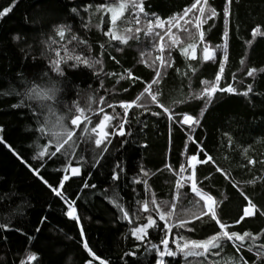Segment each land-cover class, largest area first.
I'll return each instance as SVG.
<instances>
[{"label": "trees", "instance_id": "1", "mask_svg": "<svg viewBox=\"0 0 264 264\" xmlns=\"http://www.w3.org/2000/svg\"><path fill=\"white\" fill-rule=\"evenodd\" d=\"M111 2L0 0V11L14 5L8 15L0 18V128L3 129L0 132L3 141L0 142V264H88L90 260L92 264H99L84 248L85 241L106 264H159L164 224L155 212H143L138 201H150L154 193L157 201L172 202L178 177L168 166L178 172L181 165L187 167L191 155L204 159L200 148L213 162L197 165L196 180L206 193L221 202L217 208L220 218L234 225L228 230L264 234V214H261L264 212V0H233L227 18V0H208L206 14L210 8L215 10L216 16L202 24L204 42L200 43L198 37L189 38L186 32L178 33L183 43L170 52L174 63L158 86L159 99L173 110L176 119L189 114L199 119V125L188 127L173 123L167 115H152L161 109L145 100L141 103L147 104L146 109L134 107L129 112L124 126L127 134L109 137L106 152L96 148L81 130H76V136L81 139L72 166L80 167L81 175L66 181L63 191L74 203L79 222L66 215L67 204L48 185L59 186L65 174L61 169L68 158L60 153L55 157L36 158L50 139L39 129L46 121L49 125L54 123L57 116L70 117L75 113L76 104L92 109L89 115L93 125L108 114L119 117L111 121V125L118 127L123 118L120 103L133 102L155 76L154 71L141 62V53L157 55L153 45L159 38L141 32L139 39L130 40L128 45L109 42L104 34L109 28V17L96 9ZM194 2L143 0L148 15H142L141 20L144 23L156 18L168 21ZM132 13V9L125 13L129 20L134 19ZM125 26L135 27L134 24L120 25L121 29ZM57 27L70 29L64 41L57 36ZM256 28H260L261 34L254 37L252 33ZM176 31L174 28L173 32ZM73 34L87 44L75 41L68 44ZM193 42L197 43V58L189 60L181 54V47ZM63 44L76 54L103 61V71L99 72L101 65L95 69L83 65L73 67V62L69 61L62 64L63 75H58L51 61L58 50L63 56ZM205 46L215 52L214 60L202 59ZM222 48H226V62ZM222 62L225 71L219 87L232 85L242 93L251 84L252 92L247 96L218 92L207 105L203 100L194 99L193 94L204 87L203 81H215ZM250 69L257 70L254 77L247 76ZM128 71L139 79H119L121 75L127 76ZM32 87L53 90L55 100L28 99L26 93ZM109 104L116 107L109 108ZM100 108L104 109L103 113H99ZM65 125L70 126L68 120ZM83 127L85 125H81ZM108 131L114 132L115 127ZM54 150V147L49 148V151ZM250 159L256 161L255 165L248 163ZM217 168L228 173L230 179ZM32 169L39 170L40 175H35ZM142 170L149 175L145 177ZM114 173L119 174L118 180H113ZM137 179L147 180L150 191L145 190L143 183H135ZM85 183L95 187L85 188ZM182 191L187 196L177 206V211H199V207L193 206L197 197L188 187ZM245 196L260 211L241 220L248 204ZM115 203L129 212L131 223L124 219ZM149 214L160 227L149 229L147 239L141 243L132 235V230L146 224ZM238 220L241 222L237 224ZM188 227L194 231L173 229L169 241L174 251L173 240L180 236L203 241L220 231L209 217L195 220ZM225 243L219 257L185 259L178 253L164 257V264H213L214 261L222 264L223 259L231 257L237 258V264L240 257L247 264H264V260L256 256L257 248L253 247L250 252L246 246L237 253L231 243ZM255 243H264V235ZM32 255L36 259L29 261Z\"/></svg>", "mask_w": 264, "mask_h": 264}, {"label": "snow or ice", "instance_id": "2", "mask_svg": "<svg viewBox=\"0 0 264 264\" xmlns=\"http://www.w3.org/2000/svg\"><path fill=\"white\" fill-rule=\"evenodd\" d=\"M233 0H227L228 9L225 12V18H227L231 14V4ZM14 6V5H13ZM9 6L4 10L0 11V18L8 15L12 11V7ZM208 6V0H195L193 5L190 8L184 10V12L176 17L170 18L168 21H162L159 18L155 20H148L144 23L141 20V16H147L148 14L145 12L143 0H112L109 4H104L98 6L96 9L98 12L103 13L109 17L107 23L109 24L108 30L104 33L108 38L109 42L116 41L122 45H128L130 40H138L140 33L144 32L145 35H154L159 38L158 42L153 45L155 51L158 53L154 57L151 53H141V62L145 64V66L152 69L155 73L154 78L151 82L147 83V86L143 90V92L138 96L133 102H122L119 107L123 109V118L119 123L118 127L111 125L112 120L119 119L116 115H108L104 114L103 118L100 119L96 124L93 125L92 118L89 115V112L92 111L91 108L85 109L76 104L75 113L70 117L65 116H57L54 123L49 125L46 121L44 126L39 130L43 135L48 136L49 144L46 147H43L36 158H43L45 156L55 157L58 153L65 156L67 159L66 166L61 169L63 173H65L62 177V180L58 187H52L48 185L53 193L61 197L68 206V210L66 215L73 220L79 222V216L77 215V210L72 201L68 199V197L64 194V184L66 181L70 180L73 176L81 175L80 167L72 166V158L76 156V149L79 147L80 137L76 136V130H81L86 134L87 139L91 140L94 143L96 148L101 149L102 152L107 151L106 144L110 143L109 137L112 135L125 136L127 133L124 130L125 124L128 123V115L131 109L134 107L139 108H147L146 103H141V101L150 100L151 103L155 104L158 108L161 109V112H152V115L159 116L161 114L167 115L168 119L173 123H178L181 125H187L188 127H194L199 125V119L197 117H193L189 114H183L180 119H176V115L170 107L165 106L159 99L161 92L159 90V84L163 79L164 75H166L167 69L173 66L174 61L171 58L170 52L173 48L180 46L183 42L181 41L178 33L183 31L186 32L191 39H195L198 37L200 43L204 42V31L202 30V24L206 22L207 19H212L216 16V12L214 9H208L206 14V7ZM129 9L133 10L132 15L134 19L129 20L125 13L128 12ZM76 11V9H73ZM121 24H134L135 27L125 26L121 29ZM143 25V26H141ZM191 25V28H189ZM99 26V25H98ZM176 29V32H173V29ZM159 29L160 31H157ZM195 29V32L192 31ZM70 29L66 27H57L56 34L60 38L61 41L66 39V33L69 32ZM257 34H261L260 28L254 29L252 35L255 37ZM227 36V34H225ZM166 37L168 38L166 41ZM18 38V37H17ZM75 41L77 44H87L86 40H82L78 38L76 35H71L70 39L67 40V43L70 44ZM53 44L56 43L55 40L52 41ZM63 49V56L61 55V51L55 52V59L51 61V66L53 70L58 75H63L62 64H67L69 61H72L73 67H77L83 65L88 68L95 69L97 65H101L99 72L103 71L102 64L103 61L96 59H90L86 56L76 54L74 50H70L67 47V44L61 45ZM104 45H101L103 48ZM196 49L197 43H188L186 46L181 47V54L185 56L186 59L195 60L196 57ZM122 50V49H119ZM224 52L223 61H227L228 56L226 52V48L220 49ZM168 52L169 55H165ZM115 59V57H112ZM202 59L204 61L214 60L215 52L210 51L209 47L205 46L202 49ZM243 63V61H242ZM225 71L224 63L222 62L219 67V74L215 77L214 82L203 81L204 87L200 92L194 93L193 98L205 101V104H211L213 98L216 96L218 92H227L229 94H242L249 95L252 92V85L249 84L247 86V90L240 93L237 92V89L232 85H228L227 87H219V82L222 79V74ZM256 69H250L247 71V76L254 77L256 73ZM99 72L96 74L99 75ZM47 75V74H45ZM106 75H116L115 73H106ZM132 79L137 80L139 78L134 77L131 71L127 72V76L121 75L119 79ZM119 80L117 81V83ZM157 86L155 89L153 86ZM127 91V89H125ZM28 99H40L44 101H53L55 100V92L51 89L48 91H41L38 87H32L29 89V92L26 93ZM100 103L103 104V98H101ZM20 105H14V107H19ZM109 108H115L116 106L109 104ZM51 111V109H50ZM71 112V109L69 110ZM104 109L100 108L99 113H103ZM96 113V114H99ZM65 120H68L70 126L65 125ZM81 125H85V127L81 128ZM88 125H92L88 127ZM59 128L60 130H54L55 128ZM110 127H115L114 132H109L108 129ZM3 129L0 128V132ZM0 142L2 138H0ZM196 143V141H193ZM11 149V146H9ZM50 147H54V151H49ZM14 154L19 157V154L15 153L14 149H12ZM200 151L204 153V159H200L197 154H193L189 157L187 161V167L185 165H181L179 171H175L168 166L169 171H173V174L178 177L175 182V189L172 202L157 201L155 194L153 193L151 196V200H145L143 202H139L141 204V209L145 213H152L159 217V221L164 224V232L165 235L161 240L163 245V250L159 252L160 261L159 264H164V257H173L178 253L182 254L185 259L188 257H203L205 260L209 256H221L224 247L226 246L225 242L231 243L232 246L236 249L237 253L241 250L245 249L247 246V251H252L253 247L257 248L256 256L258 259L264 260V243L256 244L257 240L261 239V235L264 234H252L249 232H244L243 234L237 232H230L228 229L233 227L234 225L226 224L220 218L217 208L221 202H218L211 194L206 193L198 184L196 180V172L195 169L199 164H208L209 162H213L211 156L207 155L204 152L203 148H200ZM80 160L83 157L79 158ZM249 164L255 165L256 161L254 159H250L248 161ZM34 174L39 176V170L32 169ZM143 171V170H142ZM217 171L221 172V174L225 175L226 178L230 179L228 173L223 172L222 169L217 168ZM70 173L71 175H69ZM188 173V175H185ZM143 175L147 177L149 173L147 171H143ZM43 180V177H40ZM119 174H113V180H118ZM44 183L47 184L45 180ZM135 183H143L145 185V190L150 191V188L147 185V180L137 179ZM251 183V182H250ZM235 186V185H234ZM84 187H95V185L84 184ZM188 187L190 192L197 197V200L193 202L194 208L199 207V211H194L192 209H184L182 212L177 211V206L182 202L183 198L187 196V193L182 190ZM245 199L248 200L247 206L243 209V216L241 220L247 217L254 216L258 211H260L256 205L247 197ZM203 202L202 207L200 206V202ZM115 207H117L122 213L124 219L129 220L131 223V219L129 216V212L126 211L119 203H115ZM264 214V212H261ZM204 217H209L211 221H214L220 231L210 238L203 241H196L186 239L183 236H180L173 240L175 244V251L170 247L169 236L172 234L174 228L185 229L189 232L194 231V228L188 227V225L194 223L195 220H203ZM46 219V218H45ZM147 223L141 224L140 226L135 227L132 230V235L141 243L145 242L149 235V229L159 228L160 225L157 223V220L153 219V216L149 214L146 217ZM43 223V220L41 221ZM238 220L236 223H240ZM39 231V229H37ZM81 235L83 236V228L81 227ZM249 242H251L249 244ZM84 248L88 250L89 255L92 256L93 260H99V264H106V262L95 255V253L89 248L87 241L84 242ZM156 248V245L152 246ZM128 255H132V253H128ZM29 261H34L36 259L35 255L30 256ZM240 264H247L246 260H243L242 257L239 258ZM88 264H92V261H88ZM203 264V262H200ZM213 264H221V261H214ZM222 264H237V258L231 257L223 259Z\"/></svg>", "mask_w": 264, "mask_h": 264}]
</instances>
